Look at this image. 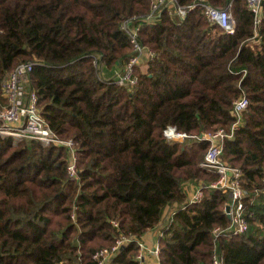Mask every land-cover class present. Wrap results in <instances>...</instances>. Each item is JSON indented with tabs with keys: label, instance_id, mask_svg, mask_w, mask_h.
I'll return each instance as SVG.
<instances>
[{
	"label": "trees",
	"instance_id": "obj_1",
	"mask_svg": "<svg viewBox=\"0 0 264 264\" xmlns=\"http://www.w3.org/2000/svg\"><path fill=\"white\" fill-rule=\"evenodd\" d=\"M151 1L0 0V100L9 73L37 61L28 89L51 130L75 143L79 172L69 177L64 148L0 136V264H94L120 231L141 240L154 229L159 264H212L216 254L224 264H264V3L256 28L246 0H207L232 6L231 35L198 10L164 11L141 29L154 57L129 91L101 73L133 57L122 24L146 17ZM242 95L249 107L224 159L243 173L249 230L216 237L230 224L229 195L205 189L190 204L184 190L217 180L200 168L210 144L172 143L164 133L229 128ZM138 252L132 243L111 264H137Z\"/></svg>",
	"mask_w": 264,
	"mask_h": 264
},
{
	"label": "built area",
	"instance_id": "obj_2",
	"mask_svg": "<svg viewBox=\"0 0 264 264\" xmlns=\"http://www.w3.org/2000/svg\"><path fill=\"white\" fill-rule=\"evenodd\" d=\"M249 10L255 15L256 28L260 25L263 14L264 0H246ZM232 6L225 8L212 6L207 0H194L187 5L180 4L179 0H152L148 15L140 20H126L122 30L127 32L130 44L134 51L133 57L122 68H118L110 79L117 86L133 91L139 84L137 69L146 68L148 61L154 53L140 42L141 29L146 25L156 24L164 11L170 16L185 18L193 11H200L211 26H217L227 34L235 32L236 23L231 10ZM35 62L18 64L9 73L2 84V97L0 100V136L13 139L14 144L21 141H36L43 147L64 148L69 153L67 172L71 179H78L77 147L73 140L58 137L50 128L39 109V97L36 91H29L30 75L37 65ZM249 107V100L242 95L233 103V123L229 128H219L201 136L188 135L178 132L175 128H168L164 135L172 143H186L194 141H207L210 146L200 163V168L206 172L217 175L214 182L187 183L184 190L188 194L190 186H195V191L189 199L190 204L200 203L205 189L220 190L229 195L225 206L229 207L230 224L226 229L217 228L214 235H244L249 230L246 215V198L248 192L243 187V173L224 159V145L227 140L233 139L236 131L241 127L244 114ZM173 213L170 214V216ZM112 225L119 230V223L113 221ZM136 243L139 252L135 257L137 264L144 262L145 253L148 251L159 261L160 245L156 243L152 248H147L142 239L132 234L126 235L120 231L119 236L111 247L96 251L93 255L94 264H111L113 258L128 245ZM212 264H224L219 255H214Z\"/></svg>",
	"mask_w": 264,
	"mask_h": 264
},
{
	"label": "crops",
	"instance_id": "obj_3",
	"mask_svg": "<svg viewBox=\"0 0 264 264\" xmlns=\"http://www.w3.org/2000/svg\"><path fill=\"white\" fill-rule=\"evenodd\" d=\"M118 69V67H114V68H104L102 70L101 73V77L103 79H110L114 76L116 70ZM143 69V68H142ZM195 186H190L189 190H188V201L191 197V194H193V192L195 191ZM171 214V213H170ZM170 214L168 215V217L166 218V220L164 221V223H167L170 217ZM160 230L159 229H154L152 231L147 232L143 237H142V241L145 244V246L147 248H152L156 243H158V238L160 235ZM144 262L146 264H159V261L157 260V258H155L152 254H150L148 251L145 253L144 256Z\"/></svg>",
	"mask_w": 264,
	"mask_h": 264
},
{
	"label": "water",
	"instance_id": "obj_4",
	"mask_svg": "<svg viewBox=\"0 0 264 264\" xmlns=\"http://www.w3.org/2000/svg\"><path fill=\"white\" fill-rule=\"evenodd\" d=\"M229 212V207H226V213H228ZM229 217V216H228ZM124 249V248H123Z\"/></svg>",
	"mask_w": 264,
	"mask_h": 264
}]
</instances>
